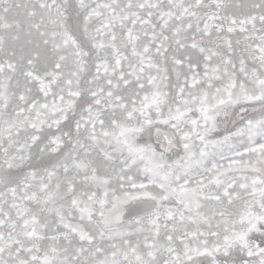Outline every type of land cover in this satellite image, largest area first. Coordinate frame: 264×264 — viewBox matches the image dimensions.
I'll use <instances>...</instances> for the list:
<instances>
[{"label": "snow or ice", "instance_id": "snow-or-ice-1", "mask_svg": "<svg viewBox=\"0 0 264 264\" xmlns=\"http://www.w3.org/2000/svg\"><path fill=\"white\" fill-rule=\"evenodd\" d=\"M0 264H264V0H0Z\"/></svg>", "mask_w": 264, "mask_h": 264}]
</instances>
